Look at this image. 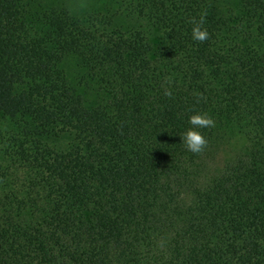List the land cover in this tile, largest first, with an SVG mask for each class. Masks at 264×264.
<instances>
[{
    "label": "trees",
    "instance_id": "obj_1",
    "mask_svg": "<svg viewBox=\"0 0 264 264\" xmlns=\"http://www.w3.org/2000/svg\"><path fill=\"white\" fill-rule=\"evenodd\" d=\"M0 264H264V0H0Z\"/></svg>",
    "mask_w": 264,
    "mask_h": 264
},
{
    "label": "clouds",
    "instance_id": "obj_2",
    "mask_svg": "<svg viewBox=\"0 0 264 264\" xmlns=\"http://www.w3.org/2000/svg\"><path fill=\"white\" fill-rule=\"evenodd\" d=\"M201 23H194L191 29V37L194 41L202 42L207 38L208 34L206 30L201 28ZM187 123L191 127L185 129L179 137V141L183 144L187 151L198 153L206 144V140L198 129L210 125L211 120L201 113H194L188 116Z\"/></svg>",
    "mask_w": 264,
    "mask_h": 264
}]
</instances>
